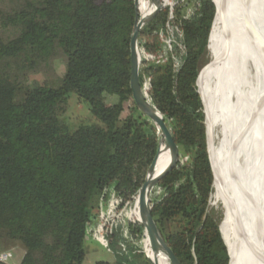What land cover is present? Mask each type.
Here are the masks:
<instances>
[{
  "label": "trees",
  "instance_id": "trees-1",
  "mask_svg": "<svg viewBox=\"0 0 264 264\" xmlns=\"http://www.w3.org/2000/svg\"><path fill=\"white\" fill-rule=\"evenodd\" d=\"M172 2L138 0L133 21L134 0H0V241L24 252L19 264H85L93 222L104 230V243L115 246L112 262L94 264H136L133 226L140 264H228L221 212L208 206L214 185L205 115L199 124L194 114L204 38L212 29L209 0H177L173 19L169 8L162 10L140 36L155 99L141 78L134 89L145 91L170 129L158 133L132 99L131 23ZM58 61L66 70L61 78ZM138 65L141 72L139 57ZM37 75L43 81L31 80ZM71 95L91 115L74 118L72 128L65 118ZM165 196L155 256L146 250L145 228L161 226ZM132 203L133 225L123 217Z\"/></svg>",
  "mask_w": 264,
  "mask_h": 264
},
{
  "label": "bare ground",
  "instance_id": "bare-ground-1",
  "mask_svg": "<svg viewBox=\"0 0 264 264\" xmlns=\"http://www.w3.org/2000/svg\"><path fill=\"white\" fill-rule=\"evenodd\" d=\"M215 1L218 3L220 14L214 23L211 34L210 51L214 63L201 77L200 85L206 87L212 83L211 86L215 87V95L224 99L227 107L243 105L240 116L238 115L236 118L240 120L241 117L243 118L249 133L246 134L240 155L231 161L230 167L236 175V180L232 184L235 223L239 220L247 223L244 214L245 205L264 188V0H254V6L257 7L259 14L256 20L251 23L252 25L247 26V23H243L244 5L242 0ZM227 90L229 93L222 97ZM138 91H136V97ZM198 92L202 97L199 85ZM140 96L139 98L138 95L140 111L144 115H156L160 119L159 123H165L160 114L142 95L141 90ZM209 105L210 108L205 113V128L206 143L211 147L206 123L208 119L209 125L211 124L209 120H212L214 105L210 102ZM258 111L260 112L258 113ZM234 117H230L232 124L230 122L229 124L232 132H228L229 137L235 134V128L241 124L240 121H238L239 123L237 120L235 122ZM239 127L241 128L242 125ZM167 130L162 128L157 132L164 133ZM212 151L215 152V150ZM211 168L215 176L214 184H218L219 188L217 170L215 167L211 166ZM151 189L152 187L148 186L139 196V212L142 211L144 201L150 197ZM240 191L244 193L245 199L240 196ZM248 214L256 224L259 235L262 236L264 234V195H260L249 203ZM154 228L153 223L146 224V238L150 250L155 256H158L162 250V241L151 244ZM220 232L230 249L232 264H262L255 255V251L257 254L261 250V245L256 246L253 233H250L247 242H240L238 235L241 231L237 227L234 231L228 217L221 222Z\"/></svg>",
  "mask_w": 264,
  "mask_h": 264
},
{
  "label": "water",
  "instance_id": "water-1",
  "mask_svg": "<svg viewBox=\"0 0 264 264\" xmlns=\"http://www.w3.org/2000/svg\"><path fill=\"white\" fill-rule=\"evenodd\" d=\"M209 1L213 5V17H212V22H211L212 23V29H211V31H209L207 33V35L204 38L203 56H202V69H203V71L208 66L212 65V63H214V59H213L212 53L210 51V49H211L210 48L211 34H212L213 27H214V23L217 20L218 15L220 14L218 3L215 0H209ZM137 2H138V0H134L135 15H134L133 21L135 20V18L137 16ZM242 2L244 5L243 6L244 7L243 8V16H244L243 20H244L245 24L246 23L248 24L250 22L253 23V20L255 21L257 18V15L259 14L257 7L254 6V0H242ZM169 6L170 5H166V4L157 5L139 23L132 26V24H133V21H132L131 26H130L129 40H128V54L130 56V62H131V67H130V71H129V84H130V89L132 91V99H133V102L137 108L138 113H139L138 95H139V98L141 96H140V89H139V91L137 93V97H136V92H135L134 85H133L135 80H137V82H138V80H140V78H141L148 88L151 99L152 100L155 99V97H154L155 95H154V92H153L152 87H151L150 79L147 77V75L144 71L142 53H141V50L139 48L140 36H141V33L144 30V28L155 18V16L158 15L162 10H164L165 8H167ZM138 57L140 58L141 72L139 70ZM209 108H210L209 99L206 96V94H203V96L201 97L199 109L196 111V113H194L199 124H202V119H203L206 111L209 110ZM231 113H232V117L235 116L234 117L235 122H236V120H237V122L240 121L241 124L239 126L242 125V127L240 128L238 126L237 128H238V132H242L243 128H244L243 118L241 117V120L239 118H236L239 114H241L240 111H238L237 108L234 107L232 109ZM225 139H226V141L228 140L226 134H225ZM174 142H175L174 138L171 135L169 142H167L165 144L164 151L169 150L168 151L169 156H170V153H171L172 148L174 146ZM226 143H227V146L225 149V154H224L223 160L218 158V156L210 149V147L208 146V144L206 142H205V152H206V157L208 159L209 168H210V166H212V167H215L217 170L216 175H217V179H218V183H219L220 204H221L220 205L221 222L226 217H228L229 222L233 226H234V224L236 226L235 219H234L233 196H232V184H233V180L235 177V173L233 172V170L230 167V163L234 159L236 154L233 153L230 155L228 153V148H229V145L231 144V142L228 140ZM151 165H152V163H151ZM151 165L149 167V170L151 168ZM149 170H148V172H149ZM210 172H211V176H212V182H213L212 188H213L215 176L213 175L211 168H210ZM147 176H148V173H147ZM147 176H146L144 184L139 189L135 199L137 198L138 194L140 193V191L142 190V188L146 184ZM158 182H159L160 187L165 189L164 179H163L162 174L159 175ZM240 192H241L240 196L243 199H245L244 193H242V191H240ZM263 192H264V188H263ZM166 205H167V196H165L164 200H163V213H162L161 226H159V229H157L156 227L153 229L152 238H151V244L152 245L159 242L160 240H162V238H164L163 229H164L165 219H166ZM248 205H249V202L246 203L245 210H244V214H245V217L247 219L248 227H249L250 232L253 233L252 235L256 241V246L261 245V250L259 252H257V254L255 251V255H256L257 259L259 260V262L264 264V240H262V238L260 237L258 230L256 228V224L254 223V221L252 220V218L248 214ZM133 236H134V244H135L134 226H133ZM222 239H223V242H224V245L226 248V252H227V256H228V264H232L230 249H229L223 235H222ZM134 251H135V254L137 255L136 264H140V254L137 252L136 245H135Z\"/></svg>",
  "mask_w": 264,
  "mask_h": 264
},
{
  "label": "rangeland",
  "instance_id": "rangeland-1",
  "mask_svg": "<svg viewBox=\"0 0 264 264\" xmlns=\"http://www.w3.org/2000/svg\"><path fill=\"white\" fill-rule=\"evenodd\" d=\"M176 1L177 0H173L172 4L169 7H167L171 10L170 11V17L172 19H173L172 9H173ZM243 23L245 24L244 21H243ZM251 23L252 22L246 24V26L249 24L252 25ZM55 65H56L55 66V71H56L55 74H56V76L61 78L66 73V70L60 61L55 62ZM201 65H202V62H201ZM210 66H208L204 71L201 72L200 79L203 76V74L207 71V69L210 68ZM43 79H44L43 75H37V76L31 77L32 81H37V82H41V81H43ZM211 85H212V83L208 84L206 87H203L200 85V80H199V90H200L201 96H203V94H206V96L209 99V102L212 105H214L213 110H212V120H209L211 122V124L209 125L208 119H207V123H206L208 132L210 134V144H211L210 149L212 148V150H215L214 153L218 156L219 159L223 160V157L225 154V149L227 146V143H225V140H226L225 134L227 135V139L230 142L232 141L231 144L229 145L228 153L230 155L235 153L237 156V155H240V153L242 151L244 140L246 138V134L249 133V131H248L247 124L245 123L242 134H241V132H238V128L235 126L236 127L235 128L236 129L235 134L233 136H230V137L228 136V132L229 131L232 132V129L230 127V124H232V121L230 118V117H232V113H231L232 110L231 109L236 107L237 110L240 111L242 109L243 105H239V106L235 105V106L227 107L225 105V102H224L225 100L221 99V97H217L215 95V87L211 86ZM225 92L223 93L222 97H224V94L227 95L229 93V90H227ZM141 93L144 97H146V93L144 90H142ZM230 99H232L231 96H230ZM107 108L112 115L115 113L116 108L111 103H109L107 105ZM259 112L260 111H258V113ZM90 117H91V115H90V111H89L88 106H86L84 104L76 105L74 103V95H71L70 96V102L68 105V111H67V114L65 117L66 120H67V118H69L71 120L69 122V126L72 128V126L75 124V122H73L74 118H76V119L79 118L80 120L85 121V120H88ZM144 117H145L146 121L152 127L155 128L156 131H160L162 128L168 129V130L170 129V125L168 123H162V124L159 123L160 119L156 115H144ZM229 122H230V124H229ZM216 125H217V127H216ZM248 170L250 173V167ZM234 180H236V175L234 177ZM234 180H233V182H234ZM212 190H213V188H212ZM260 195L261 196L264 195L263 189L255 197H252L250 199L249 203L253 202V200L257 199ZM215 196H217V197H215ZM132 205H133V203L126 210V212H124V214H123V217L127 218L128 220H131V222H132V219H131ZM220 205H221L220 204V191L218 188V184H216V185L214 184V192H212L210 201L208 200V206H209V209H213V211L217 215H219V213L221 212ZM220 224H221V222L219 223V227H220ZM97 225L98 224L96 222H93L88 226V236H87V238L83 244V247H84V250L86 253L85 264H94L98 261L112 262L114 260V258L112 256V251H114L115 246L113 244L112 245L108 244L109 245L108 246L107 244L104 243V234H103L104 230L102 229L99 231V229L97 228L98 227ZM132 225H133V223H132ZM236 227L238 228V230L241 231V233H239V235H238L239 241L242 243H245V241L247 242V240L249 239V235L251 233L249 230V227H248V223H245L243 220H239L238 222H236V226H235V224L233 226L234 231H235ZM132 231H133V227H132ZM132 236H133V233H132ZM260 237L262 238V240H264V234ZM114 239H115L114 237L111 238V240H114ZM125 239H126V237H125ZM132 244L135 248L134 236L132 238ZM5 245H7V244H2V246L6 247ZM120 245L121 244H119V246ZM146 250L150 251L149 246L146 247ZM13 262H15L14 257H12L8 261V263H6V264H13Z\"/></svg>",
  "mask_w": 264,
  "mask_h": 264
},
{
  "label": "crops",
  "instance_id": "crops-1",
  "mask_svg": "<svg viewBox=\"0 0 264 264\" xmlns=\"http://www.w3.org/2000/svg\"><path fill=\"white\" fill-rule=\"evenodd\" d=\"M133 209L134 208L132 207V210ZM147 244H148V242H147ZM8 251H14L15 252V254L13 256L15 258V262H13V264H19V261L23 257L24 252L21 249H19V248L4 247V246H2V242L0 241V255L3 254V253H6Z\"/></svg>",
  "mask_w": 264,
  "mask_h": 264
},
{
  "label": "built area",
  "instance_id": "built-area-1",
  "mask_svg": "<svg viewBox=\"0 0 264 264\" xmlns=\"http://www.w3.org/2000/svg\"><path fill=\"white\" fill-rule=\"evenodd\" d=\"M14 251H8L0 255V263L6 264L14 256Z\"/></svg>",
  "mask_w": 264,
  "mask_h": 264
}]
</instances>
